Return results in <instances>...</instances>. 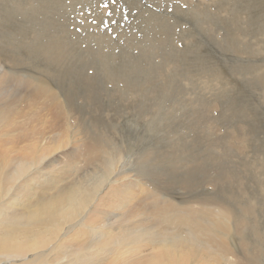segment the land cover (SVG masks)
Returning a JSON list of instances; mask_svg holds the SVG:
<instances>
[{
  "label": "bare ground",
  "instance_id": "1",
  "mask_svg": "<svg viewBox=\"0 0 264 264\" xmlns=\"http://www.w3.org/2000/svg\"><path fill=\"white\" fill-rule=\"evenodd\" d=\"M25 18L40 36L21 38L22 27L0 46V264L81 258L79 264H258L264 255V0H0V28ZM69 41H92L99 54ZM33 53L42 71L32 66ZM209 58L214 66L205 70ZM24 73L34 77L25 76L24 86L32 98L50 96L59 112L67 107L72 128L54 120L56 138L49 140L34 130L36 109L2 106L7 94L25 100L8 79ZM215 101L223 141L207 113ZM101 104L140 119L143 134L127 132L128 147H137L131 155L103 145L96 130L103 117L95 116ZM235 121L246 124L244 133L237 126L235 141L249 146L247 155L232 143ZM127 135L118 130L112 142L127 145ZM81 142L89 158L109 157L60 186L76 172L62 165L66 150ZM169 173L173 189L186 191L181 197L160 187ZM143 197L148 206L140 205ZM111 216L118 220L109 223Z\"/></svg>",
  "mask_w": 264,
  "mask_h": 264
},
{
  "label": "rangeland",
  "instance_id": "2",
  "mask_svg": "<svg viewBox=\"0 0 264 264\" xmlns=\"http://www.w3.org/2000/svg\"><path fill=\"white\" fill-rule=\"evenodd\" d=\"M5 2H7V1H9V0H4ZM7 5V4H6ZM26 17V16H25ZM24 21L23 22H21V24L20 25H15V26H13L12 28H0V46L2 45V41H4V44L5 45H8L9 44V41H8V39H7V35H11V34H16L18 31H19V29H21L22 27H23V29H22V34H21V38H26V40H29L28 39V37H30L31 39H34V38H37V37H39L40 36V34H41V32H40V30L38 29V26H37V24L35 23V22H33V21H31V20H29V19H27V18H25V19H23ZM146 25V24H145ZM49 29V27L46 29V30H48ZM46 30L44 31V35H45V32H46ZM58 29H56V28H53V30L51 31V32H56ZM213 31H216L215 30V28L213 27ZM222 32L223 31H221L220 32V34L219 35H221L222 34ZM3 38V39H2ZM51 39V38H50ZM35 40V39H34ZM173 40H175V39H173ZM16 41V40H15ZM178 41L179 42H181L182 43V41H181V39L180 38H176V41H175V45H177V48H182L183 47V45L182 44H180V43H178ZM94 43L92 42V41H69V47L70 46H72V45H79V46H87L88 48H91V50H94V51H96V53L97 54H99L98 52H97V46H95V47H92V46H94L93 45ZM12 47V46H11ZM93 48V49H92ZM107 50V49H106ZM103 54V53H102ZM101 54V55H102ZM100 55V59H102V57L103 56H101ZM34 56H35V54L33 53L32 54V66L35 68V69H38L39 71H42V70H40L39 68H38V63L35 61V59H34ZM157 57L155 56V59H156ZM102 61V60H101ZM156 61L157 62H159L160 61V58H157L156 59ZM206 67H205V70L209 67V66H214V64H212V62L210 61V58H209V62H207L206 64ZM31 66V67H32ZM101 65H100V63H97L96 65H95V67H94V69L95 70H97V71H100V69H101V67H100ZM4 67V66H3ZM90 70H92V68H90ZM89 70V72H91ZM31 73V72H30ZM25 74V73H24ZM32 74V73H31ZM44 75V73L43 74H41V77ZM29 79V80H34V77L32 76V75H30V74H25V75H23L22 77H21V74H19V78H16V79H12V77H8V79H9V81H10V84H11V88H13V89H18L20 92H21V94L25 97V100H27L28 102H26L25 100H24V98H18V99H13V100H11V95L10 94H7V95H4L3 96V102H5V104H3L2 106L3 107H8V106H10V107H12V108H17V107H19L20 106V104L21 103H23L24 105L23 106H26V110H27V108H28V106H27V104H29L30 106H31V110H32V112H34V110H35V112H34V114H35V117L34 118H32V120L34 119V121H31L32 122V124H34L33 126H34V130L36 131V132H40V131H42V133H43V135L42 136H46L49 140H51V139H54V138H56V135H55V132L57 131V130H54L53 129V121L54 120H59V119H61V121L63 122V127L62 128H66L67 127V125H69L70 126V128H72V125L70 124V121H68V119H66V117H67V113L70 115L71 114V112H69V110H67L68 108L66 107L65 109H64V111L65 112H59V109L57 108V106L55 105V102H52V101H50L49 100V98L51 99V97L50 96H47V98L45 97L44 99H42L41 100V98L40 99H37L38 97H40V96H37V97H34V98H32V95H31V91H30V89H28V87H25L24 88V86H25V83H26V77ZM34 76H35V74H34ZM21 79H22V81H21ZM30 88V87H29ZM108 89H107V87H106V91H107ZM33 94V93H32ZM103 94L104 95H106L105 93H104V91H103ZM34 95V94H33ZM45 95H49V94H45ZM34 99V100H33ZM36 99H37V102H36ZM24 100V101H23ZM79 101H80V103H83V101H81L82 99H78ZM23 101V102H22ZM35 101V102H34ZM44 101V102H43ZM40 102H42L43 103V105H39V103ZM52 103V104H51ZM52 105L50 108H49V105ZM54 105H55V107H56V109L54 108ZM43 107V108H42ZM46 107V108H45ZM43 110H42V109ZM51 108H52V111H49V109L51 110ZM34 109V110H33ZM38 109V110H37ZM58 109V110H57ZM222 108H221V103H220V101H215L213 104L212 103H210L209 104V106L207 107V113L209 112V115L211 116V120L213 119V125L215 126V127H217L219 130V132H220V134H222V135H219V138H218V135H216V139L217 140H220V141H223V140H221V139H223V136H224V133H225V129H224V126L223 125H221L220 123H222V122H220V119H219V112H222V110H221ZM66 110H67V112H66ZM38 113H40V114H38V115H36V113L37 112ZM71 111V110H70ZM113 111H115V112H113ZM118 111H120V112H118ZM47 114H46V113ZM72 112H73V110H72ZM117 112H118V114L120 113L121 115H122V119H121V115L119 116V115H117V113H116V110H112V108L111 107H107V106H104L103 107V105L101 104V105H99V107L98 108H96V110H95V116H97V117H103L102 119H103V121L102 120H100L99 119V121L102 123V124H98V126L96 127L97 129V131H98V133L100 134V135H102L101 136V138L102 139H104V141H105V143L103 144V145H105V148H106V150L107 151H110L111 153H117L116 151H120L121 150V152H123V153H129L128 155H131L132 153H133V151H135L136 149H137V147L135 148V147H128V139H129V137H128V135H127V132H131V133H133L135 136H137V135H139V134H143L142 132H143V125H141L140 124V122L138 121V120H140V119H137V118H135L136 116H134L133 114H132V112L130 113V111H128V110H122V109H117ZM28 113V112H27ZM66 113V114H65ZM101 113V114H100ZM58 114V115H57ZM48 115V117H46ZM57 115V116H56ZM73 115V114H72ZM132 115V116H131ZM61 116V117H60ZM113 116V117H112ZM39 117V118H38ZM63 117H65V118H63ZM70 117H72L71 115H70ZM115 118V119H114ZM135 118V119H134ZM134 119V120H133ZM137 119V120H136ZM65 120H67V121H65ZM117 121V122H115V121ZM120 121V122H119ZM133 121V122H132ZM136 123H135V122ZM30 122V123H31ZM114 122V123H113ZM137 122H139V123H137ZM117 123V124H116ZM131 123V124H130ZM36 124V125H35ZM110 124V125H109ZM111 124H112V128H111ZM115 124V125H114ZM136 124V125H135ZM139 124V125H138ZM249 125H250V123H248ZM101 125V126H100ZM126 126V127H125ZM133 126V127H132ZM198 126H201V127H204V126H202L201 124H198ZM235 127H230L229 129H230V131L233 133V139H232V143L233 144H235V145H237V146H239L238 145V143L235 141V139H237L239 136H240V134H239V132H238V130H237V126L241 129V131H242V133H244L247 129V127H246V124L244 123V122H237V121H235V125H234ZM135 127V128H134ZM141 127V128H140ZM117 128H119V129H117ZM133 130H132V129ZM121 129V130H120ZM123 129V130H122ZM128 129V130H127ZM38 130V131H37ZM123 131V136L124 135H127L126 136V140H127V145H123V143L121 144V142L123 141V139H121V140H114V142H112V138H113V133H115V132H117V131ZM132 130V131H131ZM55 131V132H54ZM135 131H136V133H135ZM35 132V133H36ZM247 132V131H246ZM64 134H65V132H64ZM218 134V133H217ZM36 136H37V134H36ZM220 136H221V139H220ZM52 137V138H51ZM132 137H134V136H132ZM48 139H45L44 141L46 142ZM109 141L111 144H107V143H109V142H107V141ZM149 140V137H147V140L146 141H148ZM151 140V142L153 141L152 140V138L150 139ZM116 142V143H115ZM115 144V146H113V144ZM170 143V144H169ZM169 143H168V146H172V145H174L170 140H169ZM231 143V144H232ZM106 145H107V147H106ZM111 146L113 147V149H111ZM167 146V147H168ZM175 146V145H174ZM191 146H192V144H191ZM190 146V148H189V150L191 149V150H193L192 149V147ZM195 147H196V149L197 150H199V146L198 145H194ZM79 148V150L81 151V153H78V149ZM84 148H85V146H84V144L81 142V144H79L77 147H70V148H68L66 151H67V153H70V154H66L65 155V157H63V161H62V165H66V166H68V169H66L65 171H69V170H71V171H76V172H73V173H71L70 174V177L69 178H72V181L71 180H64V181H62L61 183H60V186H67V185H69L70 183H73V182H75L76 180H78L79 178H80V176L83 174V172L84 171H87V170H90V171H93V169L94 168H98L99 169V167H98V165H102L103 163H105V161H106V159L109 157V154H103L102 152L101 153H99V154H97V155H93V158H89V157H91L90 155H89V153L87 152V150H84ZM119 148H120V150H119ZM239 148H240V150H241V152H242V150H243V152H242V154H245V155H247V150L249 149V146H244V145H240L239 146ZM245 148V149H244ZM133 149V150H132ZM135 149V150H134ZM195 150V149H194ZM205 150V149H204ZM246 150V151H245ZM85 151L87 152L86 153V155H85ZM103 151V150H102ZM122 153V154H123ZM217 161V159L215 160V162ZM140 167V166H139ZM138 167V171L137 172H139V173H141V171H139L140 170V168ZM153 167H155V169L157 170V165H153ZM52 168H55V167H52ZM150 168H151V166H150ZM239 169V168H238ZM144 170H147V171H144ZM144 170H142L146 175H148L149 176V173H148V169L147 168H145ZM155 170V171H156ZM182 170V169H181ZM240 170V169H239ZM64 171V172H65ZM134 172H136V170L134 171ZM168 173V172H167ZM142 174V173H141ZM44 177H46L45 175L43 176V178ZM171 177L172 176H170V173L169 174H167L165 177H162V181L161 182H159V185H161L160 187L162 188L163 187V189L164 190H168V191H174V193H176V196H179V197H181L182 196V194H185L186 193V191H184V189L183 188H181V186H179L178 188H176V189H173V183H174V179H171ZM77 178V179H76ZM151 179H153V177L151 176L150 177ZM168 179H169V181H168ZM65 181H67V182H65ZM71 181V182H70ZM167 181V182H166ZM170 181H172V182H170ZM157 182V179L156 180H152V183H155V184H157L156 183ZM65 183V184H64ZM167 185H166V184ZM172 183V184H171ZM67 184V185H66ZM164 184V185H163ZM245 183H242V185H244ZM64 186V187H65ZM165 187V188H164ZM55 188H57V186L55 187ZM202 188V187H201ZM208 188H210V186H208ZM178 189V190H177ZM51 190V189H50ZM45 191L48 195H50V194H52L51 192H53L52 190L51 191ZM202 190H203V188H202ZM183 191V192H182ZM143 201V202H142ZM150 202H151V200H149V199H147V198H141L140 199V205H146V206H148L149 204H150ZM147 203V204H146ZM104 210L105 211H110L109 209H108V207H106V208H104ZM110 214V213H109ZM103 217H104V215H103ZM109 218H112V216L111 217H109ZM151 218V217H150ZM118 220V217H114V218H112V219H110L109 221V223H111V222H113V221H115V220ZM154 220V219H153ZM153 222H155V221H153ZM130 223V222H129ZM129 223H127V224H125L124 226H122L121 228H125V229H128V227L129 226H126V225H128ZM120 224H122V223H117V225H119L120 226ZM124 224V223H123ZM117 225L116 226H114V227H117ZM157 227L158 226H156V228L154 227L153 228V231L154 230H157ZM174 231H176V230H174ZM92 239V235L91 236H88V239L87 240H91ZM264 254V253H263ZM81 255H83V254H81ZM55 257H57V258H60V256H59V254L57 253L56 255H55ZM83 257V256H82ZM261 257V258H260ZM259 257V261H258V264H261L260 262H263L262 264H264V255H261ZM263 259V260H262ZM82 260V258L80 259V261ZM69 261V260H68ZM66 262L65 264H71V263H69V262ZM80 261H78V262H76V260H75V264H79V262ZM58 263H60L59 261H58Z\"/></svg>",
  "mask_w": 264,
  "mask_h": 264
}]
</instances>
